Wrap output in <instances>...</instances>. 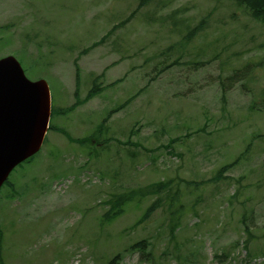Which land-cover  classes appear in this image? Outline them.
<instances>
[{"label": "rangeland", "instance_id": "374dc122", "mask_svg": "<svg viewBox=\"0 0 264 264\" xmlns=\"http://www.w3.org/2000/svg\"><path fill=\"white\" fill-rule=\"evenodd\" d=\"M7 55L48 81L58 109L79 102L0 190V264H264L263 21L230 0H0ZM101 125L100 140H76ZM161 181L172 191L100 229L110 193ZM177 191L197 214L171 237L160 203ZM144 239L142 257L131 245Z\"/></svg>", "mask_w": 264, "mask_h": 264}, {"label": "water", "instance_id": "95a60500", "mask_svg": "<svg viewBox=\"0 0 264 264\" xmlns=\"http://www.w3.org/2000/svg\"><path fill=\"white\" fill-rule=\"evenodd\" d=\"M51 116L45 80H29L12 56L0 60V187L11 170L37 152Z\"/></svg>", "mask_w": 264, "mask_h": 264}, {"label": "trees", "instance_id": "16d2710c", "mask_svg": "<svg viewBox=\"0 0 264 264\" xmlns=\"http://www.w3.org/2000/svg\"><path fill=\"white\" fill-rule=\"evenodd\" d=\"M140 5H148L151 3L153 0H139ZM233 4L243 7L247 10V13L251 15L252 18L255 20H261L264 22V0H230ZM199 26L192 28L190 30L189 36L193 37L201 28ZM177 64V62L173 63ZM171 66V65H169ZM78 88L79 84L77 85L76 89V95H78ZM101 90L100 86L94 82L93 88L90 90V92L87 95V98H91L95 94H97ZM77 103L71 105L68 108L65 109H54L53 115L55 113H66L68 111H72L74 108H76ZM51 130H60L57 126L51 124ZM102 130L103 126L101 125L100 128H97L96 131H94L92 134L83 137V138H77L76 140L81 144L82 146H90L92 142H95V140H100L102 136ZM61 131V130H60ZM62 132L65 133L66 131L62 129ZM263 135V134H262ZM259 135V136H262ZM70 141L74 142V138L69 135ZM102 142H105L102 140ZM172 143V141H171ZM169 146V145H168ZM245 153L241 154L234 162L226 164L219 168L214 176L211 178L202 181V183L207 184V183H214L219 181L220 179L224 178V173L226 170L229 168H232L235 164H238L240 162V159L242 156H244ZM31 159V158H30ZM9 181V180H7ZM13 186V184H11ZM172 191V185L171 181H161V182H156L150 185H147L145 187H138V188H132V189H125L122 191H117L115 193H110V197L108 199H103L100 204H105L107 205V210L104 212V214L101 217V220L99 222L100 229L106 231L105 224H111L115 220H117L119 217H121L125 212L128 211V209L131 206H139L141 205L149 195L153 194H161L162 192H170ZM179 195L180 191H177L173 194L171 199L168 202H165L166 200H162L161 197L158 198L156 202L151 204L149 207L145 208L142 216L137 219V221L132 225V230H135L137 227L140 225L144 224L147 222V220L152 216V214L156 211V206L159 205L160 199V208H163L164 210L166 209L169 213V217L167 219L168 225L171 230V237H176L175 231L176 229L180 228L182 225V221L184 220V217L189 214V213H194L195 215L197 214L196 209H195V204L196 200L184 204L182 200H179ZM232 198H236L235 195L232 196ZM247 219V215L244 214L242 216L241 222L243 223ZM246 232L248 236V241H252L253 238H257V235L253 233L252 231H249V228L246 227ZM99 233L96 236L99 238L104 236V234ZM1 236L0 239H2V233L0 232ZM109 238H110V233ZM147 240L144 239L143 241H138L134 244H132V249L134 250H140L142 252V257L145 256L146 247H147ZM96 240L92 239V243H90V246H95ZM151 253V252H149ZM226 253H224L225 255ZM147 254L146 256H148ZM116 259L113 258L110 261V264L114 262Z\"/></svg>", "mask_w": 264, "mask_h": 264}]
</instances>
